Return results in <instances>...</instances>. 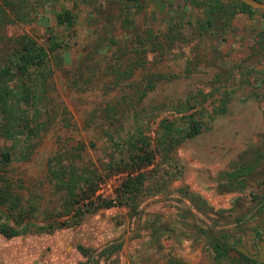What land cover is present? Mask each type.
Instances as JSON below:
<instances>
[{"label":"rangeland","instance_id":"rangeland-1","mask_svg":"<svg viewBox=\"0 0 264 264\" xmlns=\"http://www.w3.org/2000/svg\"><path fill=\"white\" fill-rule=\"evenodd\" d=\"M240 2L0 0V68L24 35L55 48L40 74H12V109L0 103V178L15 208H35L26 231L0 234V264H247L236 246L264 236V11ZM62 9L71 27L55 21ZM25 86L28 105L15 101ZM191 112L199 132L155 155L132 201L69 225L87 184L113 196L131 136L164 145L159 123L182 134Z\"/></svg>","mask_w":264,"mask_h":264},{"label":"trees","instance_id":"trees-1","mask_svg":"<svg viewBox=\"0 0 264 264\" xmlns=\"http://www.w3.org/2000/svg\"><path fill=\"white\" fill-rule=\"evenodd\" d=\"M129 2H133L136 0H126ZM264 2V0H258ZM240 11H251L252 7L247 4L240 2ZM264 11V10H263ZM55 21L59 24H65L67 27H71L74 23V15L71 14L67 9H62V11L55 13ZM206 24L209 23L208 19L204 20ZM150 35V33H148ZM146 41V40H144ZM153 45L156 43L155 40L151 41ZM17 46L11 53H7L5 56V62L3 66L0 68V82H2L3 88L0 93V103L1 108L11 110L8 104V100H6L9 96H13L11 91L8 90L7 82L10 81L13 77L12 74H17L20 77L28 75L30 68L35 72L40 74L41 68L43 64L46 62L48 58V54L51 53L55 48L52 44L51 46L44 47L42 45L37 44L31 38L26 35L22 36L21 39L16 41ZM145 44V43H143ZM143 44L139 43L140 48H136L135 50H141L142 53L146 52V49L143 48ZM4 56V53H3ZM164 76L162 75H153L149 77L147 80V85L140 92V96H144L148 89L153 87V81L160 79ZM22 92L19 96H16V102H23L25 104H30L35 99V94L33 90H30L28 87H22ZM187 119L185 122L186 129L179 133L180 129H177L173 126V123L169 122H160V127L164 130V138L161 142L165 143L164 145L161 143L155 144V146H150V140L146 137L145 134H138L136 136H131L126 142L129 148L128 153V162H123L120 168L118 169H128L126 177L122 178L119 183L114 188V194L111 197H102L97 193L98 188V180H94L91 184H87L88 195L83 196L80 199H70L68 202V206L66 208V212L71 211L69 217H71L70 224H77L84 216V214L92 212L101 207H112V206H120L122 204L127 203L128 201H132L134 197L140 192V188L142 186L143 180L146 177L143 169L147 166H150L155 158V155L159 153L162 156L169 158L167 155L170 153V150L174 147L178 141L184 138H189L194 136L199 132L200 122L193 118V113L186 114ZM174 133V134H172ZM178 134V139L172 137L171 135ZM1 161L7 163L9 161V156L7 152L1 153ZM109 171H114L111 168ZM131 172V173H130ZM110 172L107 173V175ZM1 185H0V214L6 215L9 219L12 220L13 224H8L4 221H0V234L5 237H12L18 235L22 231H26L28 229V222L25 219L31 214V211L34 210V207H30V211L27 212V209L22 207H18V203L13 206L16 198L6 191V179H4L1 175ZM70 191V190H69ZM84 188H81V193H84ZM11 195V201L6 199V196ZM85 199H88L87 201ZM25 221V222H23ZM59 225V224H57ZM50 226L48 229H52L57 227ZM41 230H45V226L38 227ZM212 251L215 254V258L219 259L223 254H225L227 250V246L221 244L218 240H215L211 243ZM240 256L245 260L249 261L250 259L247 256L239 253Z\"/></svg>","mask_w":264,"mask_h":264},{"label":"water","instance_id":"water-1","mask_svg":"<svg viewBox=\"0 0 264 264\" xmlns=\"http://www.w3.org/2000/svg\"><path fill=\"white\" fill-rule=\"evenodd\" d=\"M240 1L247 4L250 7L264 10V2L258 0H240ZM168 232H169L168 229H160L153 234V237H155L159 233H168ZM258 244H259V251L257 255H248L243 247H237V250L239 252L247 254L249 257L255 258L257 261H261L264 259V236L261 238Z\"/></svg>","mask_w":264,"mask_h":264},{"label":"flooded vegetation","instance_id":"flooded-vegetation-1","mask_svg":"<svg viewBox=\"0 0 264 264\" xmlns=\"http://www.w3.org/2000/svg\"><path fill=\"white\" fill-rule=\"evenodd\" d=\"M237 247H242V246H236ZM244 248V247H243ZM246 253L248 255H257L258 251H259V244L256 243V249H249L248 247L247 248H244ZM242 253V252H241ZM243 255L247 256V258H249L250 260L249 261H245L247 264H264V259L261 260V261H257L255 258H252V257H249L247 254L245 253H242Z\"/></svg>","mask_w":264,"mask_h":264},{"label":"built area","instance_id":"built-area-1","mask_svg":"<svg viewBox=\"0 0 264 264\" xmlns=\"http://www.w3.org/2000/svg\"><path fill=\"white\" fill-rule=\"evenodd\" d=\"M98 189V188H97Z\"/></svg>","mask_w":264,"mask_h":264}]
</instances>
